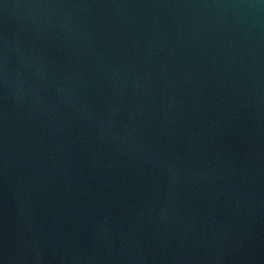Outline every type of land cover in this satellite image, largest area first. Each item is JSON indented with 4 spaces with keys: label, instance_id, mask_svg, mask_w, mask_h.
<instances>
[{
    "label": "water",
    "instance_id": "obj_1",
    "mask_svg": "<svg viewBox=\"0 0 264 264\" xmlns=\"http://www.w3.org/2000/svg\"><path fill=\"white\" fill-rule=\"evenodd\" d=\"M0 264H264V0H0Z\"/></svg>",
    "mask_w": 264,
    "mask_h": 264
}]
</instances>
